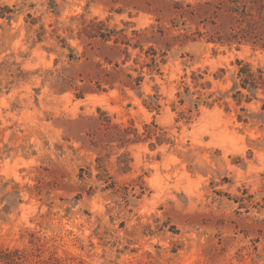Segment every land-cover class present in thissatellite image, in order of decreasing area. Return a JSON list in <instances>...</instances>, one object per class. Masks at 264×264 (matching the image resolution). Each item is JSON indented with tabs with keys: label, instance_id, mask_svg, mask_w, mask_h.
<instances>
[{
	"label": "rangeland",
	"instance_id": "rangeland-1",
	"mask_svg": "<svg viewBox=\"0 0 264 264\" xmlns=\"http://www.w3.org/2000/svg\"><path fill=\"white\" fill-rule=\"evenodd\" d=\"M235 23L219 0H0V253L264 264V33Z\"/></svg>",
	"mask_w": 264,
	"mask_h": 264
},
{
	"label": "trees",
	"instance_id": "trees-1",
	"mask_svg": "<svg viewBox=\"0 0 264 264\" xmlns=\"http://www.w3.org/2000/svg\"><path fill=\"white\" fill-rule=\"evenodd\" d=\"M221 5H227L232 12V17L235 24L232 26V32L227 34V37L240 41L246 37H259L264 33V0H219ZM260 38V37H259ZM242 60L239 63L242 65ZM240 74L245 75L243 78L244 86L251 83L250 87H257L259 80H263V71L259 70V74L252 71L250 64L246 63L241 66ZM248 79L250 82H248ZM138 84L142 80V76L138 79ZM34 255V252L14 249L2 250L0 253V264H22L29 257ZM37 255V254H36ZM37 264H60L59 258L53 254L48 259L37 260ZM79 264H85L80 262Z\"/></svg>",
	"mask_w": 264,
	"mask_h": 264
},
{
	"label": "water",
	"instance_id": "water-1",
	"mask_svg": "<svg viewBox=\"0 0 264 264\" xmlns=\"http://www.w3.org/2000/svg\"><path fill=\"white\" fill-rule=\"evenodd\" d=\"M129 106L131 105V104H128Z\"/></svg>",
	"mask_w": 264,
	"mask_h": 264
}]
</instances>
